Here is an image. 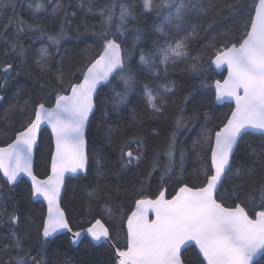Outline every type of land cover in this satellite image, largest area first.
<instances>
[{"label": "snow or ice", "instance_id": "snow-or-ice-1", "mask_svg": "<svg viewBox=\"0 0 264 264\" xmlns=\"http://www.w3.org/2000/svg\"><path fill=\"white\" fill-rule=\"evenodd\" d=\"M17 6L23 8V0H0V90L15 76L32 78L30 48L23 40L29 33L33 42L45 38L56 55L61 52L62 42L89 34L97 41L98 50L89 56L92 46L85 45L77 58L80 66L73 71L64 67V56L53 68V53L42 45L32 62L39 74L49 77L47 83L35 81L47 99L29 96L23 104L17 100L9 106L10 113H19L24 119L14 122L12 142L0 147V170L9 185L17 183L21 173L30 177L29 196L46 201L47 212L38 226L37 242L29 246L17 234L26 220L24 213L14 199L0 197V224L11 225L10 235L0 237V256L15 252L7 261L0 259V264H46L47 248L59 233H70L72 244L87 234L92 241L107 245L111 264H185L182 254L189 248L198 249L192 264H258L254 258L264 257V0H139L140 14L155 13L158 18L152 25L158 36L147 55L140 49L135 67L134 50L145 39L146 29L137 25L132 29L136 35L131 47H122V43L129 18L136 20V3L120 0L119 23L114 28L117 0H105L100 6L96 0H75V5L73 0L35 4L29 0L25 11L35 23L18 13ZM74 6L86 13L95 10L101 18L99 25L89 26L84 20H77V11L71 10ZM37 13L43 14L44 23L39 22ZM204 20L207 25L202 23ZM209 32L213 34L209 36ZM201 40L203 47L193 55V44ZM178 61H189L186 71L197 81L183 97L184 105L203 96L202 88H212L200 79L212 65L227 69V76L214 82L215 99H228L235 105L218 130L205 127L200 139L193 142V149L203 150L207 145L210 153L207 158L199 157L197 179L200 173L203 179L191 186L182 183L171 199H166L163 190L155 199H137L130 214L121 208L117 215L105 205L102 217L107 219L93 217L86 221V228L73 231L74 224L61 207L62 191L66 173L87 175L86 129L90 117L95 116L98 85L110 87L109 102L114 111L126 107L139 87L151 113L164 116L169 103L166 96L175 84L158 86L154 94L152 86L140 81L139 70L147 69L158 77L161 71L167 72L170 63ZM21 95H27L23 85L14 97ZM53 95L54 106L47 107ZM103 115L106 117L107 112ZM203 115L210 119L207 113ZM137 116L134 109L133 119ZM200 117L199 108L194 107L190 114L184 107L178 109L163 152L167 162L161 179L176 172L177 161L183 171L186 152L179 137ZM42 125L50 126L54 137L50 175L43 180L33 172V153L39 147ZM113 131L109 126V142ZM255 136L260 139L259 147L252 142ZM144 145L138 135L123 139L119 146L121 166L138 164L145 156ZM160 155L153 153L152 171L159 166ZM95 159L96 178L105 177L104 155L98 154ZM5 199H9L11 211ZM226 200L232 203L226 206ZM149 211L154 213V219L149 220ZM124 220L126 230L122 227ZM34 250L36 255H32Z\"/></svg>", "mask_w": 264, "mask_h": 264}, {"label": "trees", "instance_id": "trees-1", "mask_svg": "<svg viewBox=\"0 0 264 264\" xmlns=\"http://www.w3.org/2000/svg\"><path fill=\"white\" fill-rule=\"evenodd\" d=\"M29 0H23V8L17 6L16 11L25 15L27 19L35 23L36 20H32L27 8ZM35 3H46V0H31ZM105 0H96V5L100 6ZM120 0H117V16L114 17L113 28L119 23V4ZM126 2H132L137 4L136 8V20L129 18L127 24V31L124 36L122 47H131L133 37L136 35L133 28L137 25L146 29V36L143 41L136 45L134 54L132 57L133 67L136 66L139 61L140 49H144L145 55L152 50V41L157 39L158 34L152 30L153 23L158 22V18L155 13L140 14L139 0H126ZM75 5V0H73ZM46 6H49L46 4ZM50 7V6H49ZM77 11V20H84L89 26L95 24L99 25L100 16L94 10L93 12L86 13L82 9H78L75 6L71 9ZM39 22L44 23V17L42 13H37ZM207 25L208 21L202 22ZM96 30H99L97 27ZM83 31V30H82ZM213 33L209 32L211 36ZM35 35H39L36 33ZM204 33L201 32V36ZM24 43L30 48L29 51V67L32 71V78L21 74L11 79L0 90V96L4 99L0 100V145H7L14 139V122H18L24 119L19 113H10L8 111L9 106L17 103V100L21 104L25 100L32 96L33 99L39 100L43 93L39 91V84L35 81L38 79L40 83H47L49 77L41 75L37 72L35 64L32 62L33 57L37 54L36 50L42 45L48 47L50 53H53L51 65L53 68L58 66L60 56H64V67L75 70L80 66V62L77 59L82 53L81 50L85 48V45H91L92 49L88 52L89 56L95 54L98 50V43L94 37L90 34L87 36H81L79 40H73L68 42H62L63 47L59 55L55 54V48L50 46V43L45 39H36L33 42L32 34L29 33L23 38ZM121 42V41H118ZM204 41L193 44L192 54L195 55L200 48L203 47ZM3 44L0 43V48ZM68 49V51H64ZM2 59V57H0ZM205 59H207L205 57ZM189 61H178L175 64H169L167 72L161 71L159 76H153L147 69L139 70V79L142 83H148L153 87L154 94L158 86L171 87L175 84V88L171 93L166 96L169 101L165 110L164 116L153 115L146 106L142 97V90L138 87L137 91L129 97L130 103L127 106H121L120 111H114L109 102L111 98V91L109 86H102L99 89V101L97 108L95 109V116L91 118V123L88 129V154H89V168L87 175H79L76 178H68L66 183V189L62 200V205L66 211V214L70 216L71 222L74 224L73 230H78L80 227H87L86 221L91 220L93 217H102V209L105 205L112 208L119 215V209H124L128 214L134 209L135 201L144 197L155 198L160 190H165L168 197L173 196L179 189L182 183L199 184L203 179V173H200L199 180L197 179V170L201 168L200 156L210 155L207 152V145L204 149H193V142L200 139L205 127L218 130V126H222L221 122L226 115H230V110L233 108L232 104L226 103L219 105L215 99L214 82L215 80H222L225 73L218 74L216 70L211 67L208 68L204 76L200 79H204L207 84L212 85V88H202L200 91L204 93L203 96H196L195 100L188 104H183V97L191 90L192 86L197 83L193 76L186 71ZM207 68V65H206ZM2 82V81H0ZM21 85L24 86L27 95H21L14 97L17 88ZM119 91V87H117ZM52 102L46 103V106H52L54 104V95L52 96ZM31 103L29 107H31ZM184 107L188 114L191 113L194 107L199 108L201 117L193 124H189V131L183 133L179 139L183 142L186 152L183 171L180 169V164L176 163V172L169 176H164L163 165L167 162V157L163 155L165 151L167 139L169 133L172 131V124L174 117L178 114V109ZM135 109L138 114L137 118L133 119V110ZM107 112V116L103 115ZM204 113H207L210 119L204 117ZM109 126L114 130L111 134V142L108 139ZM155 130V131H153ZM140 136L144 139L145 156L138 164H132L127 167H122L120 161V142L123 139L133 136ZM252 142L259 147L260 139L258 136L253 137ZM131 147H135L134 145ZM53 150L52 136L48 130H44L41 134L40 144L36 153V173L39 176H46L49 173L50 168V152ZM159 152L160 161L159 166L152 171L151 162L153 153ZM103 154L105 159L103 161V171L107 172L105 177L96 178L97 165L96 156ZM199 154V155H198ZM239 161H237L238 163ZM151 171V176H148ZM30 183L26 179H22L20 182L14 185H9L6 180L0 174V197H8L15 200L20 210L24 213L26 220L19 226L18 235L23 237L25 244L31 246L37 242L38 239V226L41 223L42 217L46 215V206L44 202L34 201L29 196ZM226 187H230L226 183ZM12 188L10 192L9 189ZM90 192H95V195L90 196ZM4 203L8 206V211H11V203L9 199H5ZM232 203L231 200H226L225 205L228 206ZM257 211L260 209L257 208ZM7 220V217L4 218ZM113 223L114 221H107ZM117 228H120V224H116ZM123 229L126 230V220H124ZM11 225L9 223L0 224V237L10 235ZM123 235V233H121ZM197 250L189 248L183 253V259L186 264H192L195 260V254ZM10 255H15V252L8 255L0 256V259L8 260ZM32 255H36L34 250ZM46 264H111L112 254L107 245L101 244L99 246L94 245L88 237H84L79 246H74L71 243V237L67 234H61L51 243L47 248L45 256ZM258 264H264V257H262Z\"/></svg>", "mask_w": 264, "mask_h": 264}, {"label": "water", "instance_id": "water-1", "mask_svg": "<svg viewBox=\"0 0 264 264\" xmlns=\"http://www.w3.org/2000/svg\"><path fill=\"white\" fill-rule=\"evenodd\" d=\"M212 67L216 70V72H217L218 74H223V73H225L224 78L227 76V69H226V66H222V67H220V68H216L215 65H212ZM224 78H223V79H224ZM221 81H222V80H221ZM102 86H104V85H103V84H102V85H98V91H99V89H100ZM216 101H217V100H216ZM217 103H218L219 105H223V104L229 103V104H232L233 107L235 106V105H234V101H230V100H228V99L221 100V101H217ZM52 106H54V104H53ZM52 106H47V107H52ZM91 118H92V117H90V120H91ZM41 129H42V130H41V134H42V132H43L44 130H48V131L50 132V134H51V128H50V126L42 125V126H41ZM88 129H89V127L86 129V139H87V141H88V138H87ZM51 136H52V134H51ZM40 139H41V135H40V137H39V144H40ZM52 141H53V150H54V137H52ZM11 142H12V141H11ZM11 142H10V143H11ZM5 146H6V145H4V146L0 145V147H5ZM37 149H38V148H35V149H34V153H33V172H34V174L37 176L38 179L43 180V179H46L48 175H50V168H49V173H48V175H46V176H44V177L39 176V175L36 173V170H35V169H36V153H37ZM87 150H88V145H87ZM0 174H1L2 177L6 180V177L3 176V172H2V170H0ZM79 175H85V174H84V173H78V174L66 173V174H65V185H66V183H67V179H68V178H71V177L76 178V177L79 176ZM22 179H26V180L31 184V178L28 177V176H27L26 174H24V173H21L20 177H18V182H20ZM18 182H17V183H18ZM65 189H66V187H65ZM65 189L62 191V200H63V197H64ZM164 191H165V190H164ZM177 191H178V190H177ZM177 191H176V192H177ZM175 194H176V193H175ZM175 194H174V195H175ZM165 197H166V199H171L172 196H171V197H168L167 194H166V191H165ZM147 198L155 199V198H152V197H147ZM32 199H33L34 201H41V202H44V204H45V206H46V212H47L46 201H43L42 198L37 199V198H35V197H32ZM61 207H63V205H62V201H61ZM63 208H64V207H63ZM134 209H135V206H134ZM134 209H133V210H134ZM148 218H149V220L154 219V218H155L154 213L151 212V211H149V213H148ZM73 231H76V230H73ZM61 234H67V235H69V236L71 237V234H70V233H59L58 236L61 235ZM84 237H88V238L91 240V237H90V236H88L87 234H82V236H81V238L79 239V241H78L76 244H73V245L76 246V247L79 246L80 242L82 241V239H83ZM91 242H92L94 245H96V246L101 245L100 243H97V242L92 241V240H91ZM196 250L198 251V249H196ZM260 258H261V256H258V257H256V258H254V260L257 261V260H259ZM182 259H183V257H182Z\"/></svg>", "mask_w": 264, "mask_h": 264}, {"label": "flooded vegetation", "instance_id": "flooded-vegetation-1", "mask_svg": "<svg viewBox=\"0 0 264 264\" xmlns=\"http://www.w3.org/2000/svg\"><path fill=\"white\" fill-rule=\"evenodd\" d=\"M183 253H184V252H183ZM182 257H183V254H182ZM261 258H262V257H261ZM261 258H260V259H261ZM260 259H259V260H260ZM183 260H184V259H183ZM259 260H257V261H259ZM185 264H186V263H185Z\"/></svg>", "mask_w": 264, "mask_h": 264}]
</instances>
